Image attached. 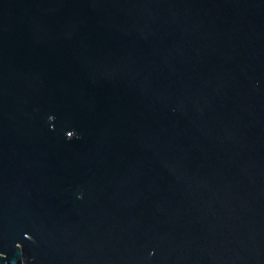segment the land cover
<instances>
[{
	"label": "water",
	"instance_id": "water-1",
	"mask_svg": "<svg viewBox=\"0 0 264 264\" xmlns=\"http://www.w3.org/2000/svg\"><path fill=\"white\" fill-rule=\"evenodd\" d=\"M0 264H264V0H0Z\"/></svg>",
	"mask_w": 264,
	"mask_h": 264
}]
</instances>
